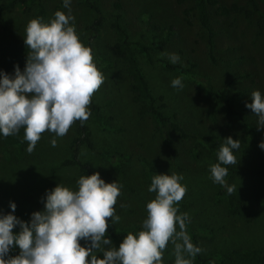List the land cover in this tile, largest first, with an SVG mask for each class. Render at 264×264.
Returning <instances> with one entry per match:
<instances>
[{"label":"rangeland","instance_id":"obj_1","mask_svg":"<svg viewBox=\"0 0 264 264\" xmlns=\"http://www.w3.org/2000/svg\"><path fill=\"white\" fill-rule=\"evenodd\" d=\"M7 1L0 0V6ZM113 1L94 0L104 18L99 35H94L89 27L94 11L83 0H72L70 5L76 32L82 43L91 49L93 62L104 76L103 84L91 97L100 106L102 124L92 115L85 121L94 148L82 145L80 159L92 162L94 172H99L106 183L116 180L123 186L114 206L120 220L112 227L127 230L136 225V232L142 230L147 215L145 205L155 198L154 192L147 191L149 176L145 163H148L153 175L177 173L183 176L181 183L186 186V192L175 207L181 214L188 213L189 225L197 235L207 264H252L218 262L213 256L230 249H258L264 257V159L257 155L264 130H257V117L245 107V102H251L249 97L253 91L259 90L264 95V28L256 24L259 12L250 20L241 15L217 16L210 12L209 24L215 32L214 59H211L205 29L195 15L184 14V9L192 6L191 1L120 0L119 21L128 39L144 45L163 43L161 49L150 51L151 62L136 48L133 52L156 104L162 105L161 112L189 134L182 137L167 125L171 148L175 150L174 156H170L151 117L140 115V103L132 100L125 64L115 53L114 44L120 36L111 27L112 15L116 13ZM258 1L264 9V0ZM219 2H236L247 7L250 4L249 0ZM43 6L45 21L57 10L67 13L62 0H43ZM36 10V6L30 4L0 11V70L12 74L14 65L23 70L27 55L24 28L34 18ZM162 52L178 53L181 62L177 64L189 72L167 69L163 62L169 61L159 55ZM176 76L183 78L182 89L170 86ZM219 90L237 93L232 100L236 114L229 122L224 116L223 104L215 97ZM75 126L76 122L65 136L56 138L55 147L49 142L54 134L45 131L31 154L25 151L27 142L8 145L0 137V212L11 211L9 202L12 201L16 204L14 215L22 219L20 211L31 214L42 210L41 197L46 189L58 183L72 189L76 187L75 182L81 176L79 170L62 163L69 157ZM229 136L239 139L240 147L234 150L237 164L228 165V184L237 188L232 194L246 205L245 210L235 215L228 212L225 195L217 199L220 185L212 182L209 173V165L217 162L212 147H219L222 139ZM105 151L124 156L109 158ZM16 230L18 228L13 229ZM106 236L113 246H119L120 239ZM80 243L83 246L84 242ZM18 251L16 249V255ZM98 255L102 258V254ZM173 262V245L168 243L163 252V264Z\"/></svg>","mask_w":264,"mask_h":264},{"label":"clouds","instance_id":"obj_2","mask_svg":"<svg viewBox=\"0 0 264 264\" xmlns=\"http://www.w3.org/2000/svg\"><path fill=\"white\" fill-rule=\"evenodd\" d=\"M71 3L62 0L67 13L57 10L47 21L30 19L24 28L23 70L18 65L12 74L0 70V137L23 129L29 154L45 131L54 134L49 142L55 147L56 138L65 136L75 121L83 124L91 114V97L104 82L91 49L76 32ZM159 55L173 65L181 62L178 53ZM182 79L174 77L170 86L182 89ZM249 98L245 107L257 117V130H264V95L255 90ZM222 141L209 173L231 195L237 188L227 184L226 166L237 164L234 150L240 140L229 136ZM258 147L264 150V139ZM182 180L177 173L151 177L147 191L155 198L145 205L142 230L127 233L118 247L106 230L120 220L114 206L123 186L116 180L106 183L99 172L79 176L74 189L60 183L46 189L42 210L33 211L28 221L14 215L16 204L10 201L11 211L0 212V264H163L168 243L173 245V264H193L202 249L186 231L188 213L177 214L175 205L186 192ZM13 249L19 250L17 255H9Z\"/></svg>","mask_w":264,"mask_h":264},{"label":"trees","instance_id":"obj_3","mask_svg":"<svg viewBox=\"0 0 264 264\" xmlns=\"http://www.w3.org/2000/svg\"><path fill=\"white\" fill-rule=\"evenodd\" d=\"M183 1V0H180ZM192 2V6L184 9V14L186 16L195 15L199 24L202 28L205 29L207 34V46H208V54L211 59H214L212 54L213 48V38L215 32L211 29L209 24V13L212 12L217 16H227V15H241L245 19L250 20L254 13L259 12L260 18L256 21L257 26L260 29L264 28V9L262 8V4L258 0H249V6H245L242 4H238L236 2L231 3H221L219 0H189ZM83 3L91 8L94 13L95 17L90 24V29L93 31L94 35H99L101 32V28L103 25V16L101 11L94 3V0H83ZM34 4L37 8L34 18L41 17L44 19L45 9L43 6V0H8L5 4L0 6V11L3 9L14 8L18 6H25ZM113 10L116 12L113 16V21L111 23V27L119 34L120 40L114 44L115 53L123 61L126 67V73L128 77V89L132 94V100L135 102H139L140 106L138 109V113L140 115L148 114L154 122V129L157 131L163 140L164 144L169 148L170 156H174L175 150L171 148V141L168 134V126L171 128L172 131L178 132L182 137H187L189 134L176 122H172L169 117L161 112L160 107L156 104L155 98L150 92L148 83L137 63V60L134 56L133 48H136L140 52H142L146 58V61L151 62V54L150 51L152 49H161L163 43L162 42H152L150 45H144L138 42H132L128 39V35L126 30L120 24L121 18V2L120 0H114L112 3ZM193 11V13H192ZM164 66L167 69L172 70H181L183 72H189L188 69L181 67L178 64H171L170 62H163ZM237 93H228L225 90H219L216 92L215 97L218 101H221L223 104L224 109V116L229 122L231 117L236 114L233 108V97ZM90 108V116L92 115L94 120L98 123L102 124L101 122V115H100V106L97 105L94 100L91 98V103L89 105ZM215 107H211L210 109V116L214 117ZM75 136L72 138L69 148L70 154L69 157L63 160L64 165H74L79 170L80 175H91L94 172V166L92 162L87 160L80 159V147L82 145H86L89 149L93 150L94 144L91 139V132L89 130L88 125L85 123L81 124L79 121H75ZM246 130L252 134V130L244 124ZM23 129H21L17 134L3 137L6 144H15L21 143L23 140ZM212 150L217 153L219 147H212ZM109 158H117L120 159L123 154L116 153V152H103ZM257 155L260 158L264 159V151L258 150ZM146 167V174L149 176L148 184L151 182V177L153 174L151 173V168L148 163H145ZM228 174L225 177V180L228 184V177H229V166ZM225 195L228 202V212L230 214H238L240 211L246 209V205L242 202L241 199L236 197L234 194L229 195L224 188L221 186L218 188L216 192L217 199ZM177 207V206H176ZM22 220L28 221L30 218V213L28 212H19ZM177 214H181L178 210ZM109 220V218H108ZM110 221V220H109ZM187 233L191 238V241L194 245L199 246L197 235L193 232L192 228L190 227L189 223L186 225ZM137 226L134 225L130 227V229H114L112 225H110L107 230L106 234L111 238H118L122 241L123 237L129 233H135L137 230ZM17 231V230H16ZM10 255H16V249L11 251ZM213 258L216 259L218 262L223 261H246L252 264H262L264 262V257L261 254L260 250L258 249H251L248 251H239L237 249H230L228 251H220L215 253ZM194 264H207V259L204 258L201 252L194 258Z\"/></svg>","mask_w":264,"mask_h":264}]
</instances>
